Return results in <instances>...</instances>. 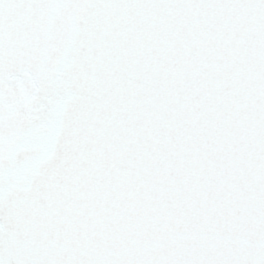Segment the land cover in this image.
Returning <instances> with one entry per match:
<instances>
[{
    "label": "snow or ice",
    "instance_id": "obj_1",
    "mask_svg": "<svg viewBox=\"0 0 264 264\" xmlns=\"http://www.w3.org/2000/svg\"><path fill=\"white\" fill-rule=\"evenodd\" d=\"M0 264H264V0H0Z\"/></svg>",
    "mask_w": 264,
    "mask_h": 264
}]
</instances>
